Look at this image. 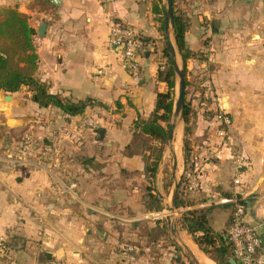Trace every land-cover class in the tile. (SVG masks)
Wrapping results in <instances>:
<instances>
[{"label": "crops", "instance_id": "obj_1", "mask_svg": "<svg viewBox=\"0 0 264 264\" xmlns=\"http://www.w3.org/2000/svg\"><path fill=\"white\" fill-rule=\"evenodd\" d=\"M40 1L0 0V7L27 15L37 32L36 79L48 86L50 95L73 103L90 99L97 105L69 117L57 107H40L27 88L14 94L0 91V236L13 256L0 264L184 263L178 248L150 235L162 226L168 240L190 256L188 247L200 264H216L182 226L179 242L165 222L154 219L160 210L151 197L165 206L160 189L150 190L147 173L155 159L148 160L154 157L152 148L158 145L135 127L151 117L158 94L168 90L158 79L168 46L165 17L164 32L159 21L166 1L45 0L43 6ZM174 4L188 18L186 43L197 54L187 64L189 79L200 77L198 86L207 87L209 102L200 105L199 98L192 103L195 167L186 174L187 204L179 208L180 215L209 211L210 227L223 234L233 214L223 200L241 197L245 221L257 228L264 253V0ZM112 19L142 40L139 79L123 68L121 53L108 45ZM169 33L176 46L172 27ZM178 126L183 145V119L177 122L174 144ZM165 156L163 152L159 167ZM181 167L184 174L182 147L178 173ZM114 225L130 231L115 234ZM171 225L179 229L177 222Z\"/></svg>", "mask_w": 264, "mask_h": 264}, {"label": "trees", "instance_id": "obj_2", "mask_svg": "<svg viewBox=\"0 0 264 264\" xmlns=\"http://www.w3.org/2000/svg\"><path fill=\"white\" fill-rule=\"evenodd\" d=\"M175 2V0H173ZM40 5H46L45 0H41ZM162 18L161 31L164 32V9L161 12ZM164 15V16H163ZM173 34L176 47L182 59V70L186 84V102L183 111L184 141L183 157L185 162V171L180 180V186L176 199V207L186 206L183 197L188 185L189 170H194L193 162V126L196 121V113L192 103L196 99H201L200 105L209 103L205 99V90L207 87L198 86L197 81H190L187 64L189 60L197 54L192 53L186 43L188 30V18L173 6ZM37 32L31 27L29 17L17 9L0 7V91L4 93H18L23 88L32 92V100L42 108L57 107L69 117L81 116L88 107L97 105L96 102L88 99L79 102H71L60 96L50 95L48 86L36 79L35 73L38 69L39 58L34 46V39ZM139 38V37H138ZM164 64L161 66L158 79L167 85L165 93H159L156 99L155 110L148 120H138L136 129H141L142 133L148 137L150 143H157L153 146V156H149V161H154L147 167V173L154 182L162 158L163 146L166 145L170 134L171 122L175 105V88L177 85L176 73L173 68L172 59L169 54L168 46L164 50ZM200 94V95H195ZM169 187V186H168ZM150 190H153L151 187ZM151 203L155 210H158L159 200L155 196L151 197ZM182 228L193 237L200 250L212 259L216 264H232L233 245L228 238V230L223 234L215 233L210 227L209 211H192L184 213L181 217ZM163 229L156 230L154 241H168L169 234L165 226ZM145 234L149 235V230L145 229ZM171 245L178 248L177 244L171 239ZM10 250V249H9ZM178 252V251H177ZM10 254V253H9ZM7 257V256H3ZM237 264V263H236Z\"/></svg>", "mask_w": 264, "mask_h": 264}, {"label": "built area", "instance_id": "obj_3", "mask_svg": "<svg viewBox=\"0 0 264 264\" xmlns=\"http://www.w3.org/2000/svg\"><path fill=\"white\" fill-rule=\"evenodd\" d=\"M108 45L111 49L121 53L123 68L135 79H139L138 57L143 49V43L136 32L112 19L109 21ZM223 202L233 207L232 220L227 234L233 245L234 259L239 264H264L262 241L257 228L245 221L243 199L241 197L226 198ZM8 252V243L4 237L0 236V255L7 256Z\"/></svg>", "mask_w": 264, "mask_h": 264}, {"label": "water", "instance_id": "obj_4", "mask_svg": "<svg viewBox=\"0 0 264 264\" xmlns=\"http://www.w3.org/2000/svg\"><path fill=\"white\" fill-rule=\"evenodd\" d=\"M52 2L56 3L55 0H51ZM166 1V14H165V20H166V34H167V43H168V49H169V54L172 59L173 63V68L175 70L176 76L178 78V96L177 99L175 100V105H174V111H173V117H172V122H171V128H170V134L169 138L167 140L166 146L171 153L173 157V167H172V176L175 181L174 183V190H173V195H172V202L171 205L167 206L166 208L163 206V211H167L170 213L168 217L165 219V223L168 226L169 231L171 234L179 241H181V238L179 234H177L174 229L171 227L172 221L174 219V214L178 213L179 210L176 207V199H177V194L180 186L179 178H178V158L177 155L174 151V141H175V130H176V125L179 119H183V111L185 107V102H186V84H185V78H184V73L182 68L180 67V64L178 62V49L174 44L172 43L170 39V33L169 29L170 27L173 28V6H174V1L173 0H165ZM45 29L46 26L42 25L39 28V35L43 37L45 35ZM5 100L9 101L11 100V96H5ZM160 198L162 199V195L159 194ZM179 223V222H178ZM182 231V229H181ZM185 249L189 252L190 257L192 259V262L194 264H200L199 261L195 258L193 253L188 249V247L184 246ZM44 256L48 259L51 260L52 256L48 253H45ZM232 264H236V260L232 259L231 260Z\"/></svg>", "mask_w": 264, "mask_h": 264}, {"label": "rangeland", "instance_id": "obj_5", "mask_svg": "<svg viewBox=\"0 0 264 264\" xmlns=\"http://www.w3.org/2000/svg\"><path fill=\"white\" fill-rule=\"evenodd\" d=\"M164 50H165V48H164ZM180 67L182 68L183 66H182V61L180 62ZM183 69V68H182ZM187 69H188V66H187ZM192 75L190 74L189 75V77H191ZM176 80H177V85H176V88H175V100L177 99V96H178V78H177V76H176ZM190 81H193L192 80V78H190ZM195 81V80H194ZM193 81V82H194ZM196 81H198V85L200 84V82H201V79H200V77H198L197 79H196ZM184 138H185V136L183 137V141H184ZM181 139H182V137H181ZM181 145H182V143H181ZM184 145V144H183ZM183 145L181 146L182 147V154H183ZM163 152H166V156H165V162L163 163V164H161V166L159 167V170H158V173H157V176H156V178L157 179H155L154 180V182H151V187L154 189V191H155V193H158V191L156 190V188L157 189H160L159 191L164 195V204H165V208L167 207V206H169V205H171V203H170V200H171V196H172V193H173V188H174V183H175V181H174V179H173V177H172V167H173V157H172V155H170L169 153H168V148H167V146L166 145H164L163 147ZM177 154V153H176ZM179 160L181 159V152H180V156H179V158H178ZM182 166V165H181ZM183 167H181V169H180V171H179V173H178V178H179V182H180V180H181V177L183 176V169H182ZM159 180H161V184H160V188H159ZM137 186V185H136ZM169 186V187H168ZM170 203V204H169ZM158 210H160L159 212H157L156 214H153L154 215V219L155 220H160V222H165V219H166V211H163V207L161 206V205H159L158 206ZM179 211H181V209H178ZM180 220H181V215H180V212H178V213H175L174 214V219H173V222H179L178 223V230H176L175 232L178 234L179 233V231H181V229H180V227H181V222H180ZM179 225H180V227H179ZM142 227L143 226H141L140 228H139V231H141L142 230ZM143 230L145 231V229L143 228ZM125 231H130V229H124V228H119L117 225H114V227H113V233H115V234H118V233H125ZM178 231V232H177ZM2 237V236H1ZM154 238V237H153ZM6 240V239H5ZM100 241H98V242H96V245L98 246V245H102V242H101V238L99 239ZM154 240V239H153ZM153 240H151V241H153ZM163 241V240H162ZM6 242H7V240H6ZM141 242H143V243H149V239H147V238H142V240H141ZM168 242H169V244L171 243V241H169L168 240ZM175 242V241H174ZM165 245H167L166 244V242H163V246H165ZM162 246V245H161ZM162 246V247H163ZM94 247V246H93ZM124 248L125 247H129V245H126V246H123ZM149 247H153L152 246V244L149 246ZM94 250H97L98 251V249H97V247L96 248H94ZM151 251H155V250H151ZM161 252H164L163 251V249L161 250ZM179 252H181V254H182V257H183V259H184V263H177V264H194L193 262H192V259H191V257L188 255V254H186V252H184L181 248H180V250H179ZM154 254H157V253H155V252H153ZM13 257V256H12ZM12 257H11V254H8L7 255V257H3V256H1L0 255V259H4V260H11L12 259ZM65 264V263H64ZM68 264V263H67Z\"/></svg>", "mask_w": 264, "mask_h": 264}, {"label": "bare ground", "instance_id": "obj_6", "mask_svg": "<svg viewBox=\"0 0 264 264\" xmlns=\"http://www.w3.org/2000/svg\"><path fill=\"white\" fill-rule=\"evenodd\" d=\"M182 124V122H180L179 123V126ZM179 126H178V129H177V131L178 132H176V133H178V136H177V141H176V143L174 144V149H175V151H176V153H177V156H178V158H179V156H180V152H181V137H182V127H180L179 128ZM166 216L168 217L169 215H170V213L169 212H167L166 211ZM173 222V221H172ZM171 227H172V225H171ZM173 228V227H172Z\"/></svg>", "mask_w": 264, "mask_h": 264}]
</instances>
